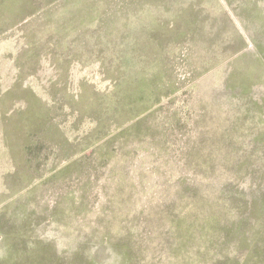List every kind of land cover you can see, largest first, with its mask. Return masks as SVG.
Masks as SVG:
<instances>
[{
	"label": "rangeland",
	"instance_id": "obj_1",
	"mask_svg": "<svg viewBox=\"0 0 264 264\" xmlns=\"http://www.w3.org/2000/svg\"><path fill=\"white\" fill-rule=\"evenodd\" d=\"M0 264H264V0H0Z\"/></svg>",
	"mask_w": 264,
	"mask_h": 264
}]
</instances>
